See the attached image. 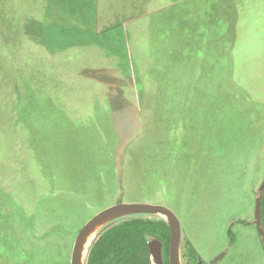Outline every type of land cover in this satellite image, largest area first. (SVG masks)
<instances>
[{"label": "rangeland", "instance_id": "rangeland-1", "mask_svg": "<svg viewBox=\"0 0 264 264\" xmlns=\"http://www.w3.org/2000/svg\"><path fill=\"white\" fill-rule=\"evenodd\" d=\"M158 1L162 0H144V8L141 6L139 10L148 12ZM43 2L0 0V264H71L78 231L106 204L102 208L81 209L75 202V194L80 189L70 184L77 175L73 179L67 177L66 181V169L74 170L69 167L74 163L93 168L105 167L114 161L110 138L106 140L105 132L98 126L92 124L80 129L78 120L76 127L58 126L51 132L41 127L39 135L45 155L38 156L29 146L34 139L26 124L15 121L19 102L16 90L25 82L19 81V77L30 78L33 73L35 78L49 85L60 95L61 104L70 105L66 109L72 112L73 118L82 115L85 109L92 111L91 117L96 118L95 103L94 107L88 106L92 95L80 84L83 80L95 81L94 75L80 74V70L95 71L100 81L115 83L119 75L125 76L129 69L121 57L93 44L52 53L35 42L34 29L25 34L27 17L34 16L37 5ZM236 2L239 20L232 49L223 44L225 36L222 41L220 36L218 41L212 36L214 32L228 34V28L220 31L209 28L206 9L211 6V0L181 1L162 19L158 15L143 16L129 23L130 52L133 65L134 62L137 65L136 73L152 74L151 52L158 47L160 40L154 37L160 38L161 28H169L177 34L184 28L191 34L204 35V48L200 51H214L212 57L219 56L221 62L215 60L221 65L218 74L234 78L244 91L235 105L224 108L220 115H212L211 130L208 128L204 134L205 138L210 137L207 148L217 153V159H168L170 168L164 169L168 178L160 182L158 190L153 188L152 194L144 192L123 200L159 203L173 209L181 221L182 240L190 238L201 259L208 264L223 252L225 256L215 264H264V241L255 218L256 200L264 180V0ZM48 4L50 29L55 26L65 32L66 26L76 21L91 26L100 24L96 0H48ZM110 42L114 49L129 58L125 49L115 47L117 41ZM20 44L24 48H17ZM223 47L232 54L215 53ZM13 51L16 55L14 53L10 61ZM201 55L202 59L210 61L207 55ZM185 57L179 59L184 61ZM6 91L9 94L5 97ZM105 103L110 106L108 97ZM105 111L110 112V108ZM129 111V121L140 129L137 111L132 107ZM229 117L231 120L227 122ZM106 124L112 125V121ZM114 136L112 134L111 138ZM89 171L96 172L94 168ZM58 191L64 192L61 195L66 196L65 201L53 198ZM53 209L61 217L58 220L50 219ZM233 221L235 242L230 243L228 228Z\"/></svg>", "mask_w": 264, "mask_h": 264}, {"label": "trees", "instance_id": "trees-1", "mask_svg": "<svg viewBox=\"0 0 264 264\" xmlns=\"http://www.w3.org/2000/svg\"><path fill=\"white\" fill-rule=\"evenodd\" d=\"M122 1L125 2L96 0V16L100 24L91 26L81 21L71 22L64 29L65 32H61V29L55 26L50 29L48 0L37 5L34 16L27 17L25 34L34 29L36 33L33 40L52 53L73 46L93 44L121 57L124 64H128L125 66H129L125 76L119 75L115 83L109 80L100 81L95 71L92 73L93 71L88 69L80 70V74L94 75L95 81L83 80L80 84L87 87L89 90L87 93L92 95L93 100L88 106L94 107L95 103L96 118L91 117L93 112L86 109L82 115L73 118L72 112L69 113L66 109H69L70 105L61 104L60 95L49 85L35 78L33 73L29 75L30 78L23 76L18 79L25 82L16 90V100L19 102L15 121L18 124H26L32 135L31 139H34L30 141L29 146L36 155H45L39 135L41 127L43 131L51 132L58 126L65 129L69 126L76 127L79 120L81 125L78 128H88L93 124L103 129L106 140L110 138L114 161L109 165L105 167L96 165L93 167L96 172L93 173L89 171L93 168L78 166L76 163L69 166L74 170L66 169V181L67 177L73 179L77 175V179H73V183L70 184H73L74 188L79 187L80 191L75 194V202L84 210L102 208L105 204L108 206L110 201L112 204L121 202L124 198L136 197L144 192L146 195L152 194V189L158 190L160 182L168 178L164 172L165 167L170 168L168 159H217V153L213 154V151L207 148L206 143L210 137L205 138L204 134L208 128L211 130L212 115H220L224 108H231L244 92L234 78L218 74L221 65L216 64L215 60L221 62L219 56L212 57L214 51H200V48H204V35L191 34L184 28L178 34L169 28H161L162 39L154 37L156 41H160L158 47L151 52L153 65L146 63L151 65L152 74L145 75V71L144 74L136 73L137 65L135 66V62L133 65L131 59L129 23L136 22L143 16L158 15V18L162 19L174 5L186 0L158 1L155 7L145 13L139 10L141 6L144 8V0ZM236 6V0H211V6L206 9L210 29L220 31L223 27L228 28L226 31L228 34L220 35L214 32L212 36H215L217 41L219 36L221 41L225 36L223 44L230 45L226 47L231 49L236 41L234 30L239 20ZM38 17H42L43 20ZM113 40L117 41L115 47L128 52L129 58H125L126 53L112 47L110 41ZM174 40H178L179 43H175ZM188 44L189 48L186 47ZM17 48L24 47L20 44ZM218 50L219 52H215L218 55L224 51L232 54L230 49L224 47ZM17 51L23 52L20 49ZM14 53L13 51L9 56L10 61ZM201 54L207 55L210 61L202 59ZM184 55L186 56L184 61L179 59ZM32 78L35 80L30 81ZM26 88L28 89L25 92ZM8 92H5V97L8 96ZM107 97L110 106L105 105ZM86 106L87 104L84 107ZM107 107L110 108V112L105 111ZM131 107L137 111L140 129L129 121ZM58 112L59 117H56ZM197 112H201L200 115H196ZM108 117L110 119L106 120ZM229 119L231 120L229 117L227 122H230ZM110 120L112 125H107ZM108 127L111 128V133ZM112 134L115 135L113 138ZM66 184L69 185L67 182ZM62 193L64 192H55L53 198L65 201L66 196L63 197ZM51 211L50 219L61 218L55 209ZM238 221L247 222L243 219ZM233 224L234 221L228 228L230 243L235 242ZM262 227L264 228V191ZM152 239L161 242L164 264H170L171 230L165 218L152 214L118 218L102 228L94 239L86 264H153L150 250ZM182 255L184 264H208L201 261L200 253L188 237L182 240Z\"/></svg>", "mask_w": 264, "mask_h": 264}, {"label": "water", "instance_id": "water-1", "mask_svg": "<svg viewBox=\"0 0 264 264\" xmlns=\"http://www.w3.org/2000/svg\"><path fill=\"white\" fill-rule=\"evenodd\" d=\"M264 191V180L260 186V194L256 200L255 207V218L256 223L259 226V231L263 236L264 241V228L262 227V192ZM135 214H152L160 215L165 218L170 226L171 230V242H170V253L169 259L170 264H184V259L182 255V238L183 230L180 218L176 212L170 207L159 204L144 201H121L110 204L93 216H91L84 225L78 231L73 249L71 254V264H86L90 246L94 239L97 237L102 228L111 223L112 221ZM96 232L93 237L86 256L84 257L85 246L89 236ZM151 256L153 264H164L162 255V244L157 239H152L150 242ZM226 252L218 255L210 264H215L223 259ZM203 262V260H201Z\"/></svg>", "mask_w": 264, "mask_h": 264}, {"label": "bare ground", "instance_id": "bare-ground-1", "mask_svg": "<svg viewBox=\"0 0 264 264\" xmlns=\"http://www.w3.org/2000/svg\"><path fill=\"white\" fill-rule=\"evenodd\" d=\"M95 234H96V232L94 231V232L89 236V238H88V240H87V243H86V246H85V251H84V257L86 256V253H87V251H88L89 245H90V243H91L93 237L95 236ZM155 264H156V263H155Z\"/></svg>", "mask_w": 264, "mask_h": 264}]
</instances>
